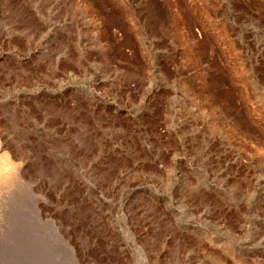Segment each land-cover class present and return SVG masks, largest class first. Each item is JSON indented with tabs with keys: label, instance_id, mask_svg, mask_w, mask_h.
I'll return each instance as SVG.
<instances>
[{
	"label": "rangeland",
	"instance_id": "obj_1",
	"mask_svg": "<svg viewBox=\"0 0 264 264\" xmlns=\"http://www.w3.org/2000/svg\"><path fill=\"white\" fill-rule=\"evenodd\" d=\"M0 88L43 116L29 264H264V0H0Z\"/></svg>",
	"mask_w": 264,
	"mask_h": 264
},
{
	"label": "bare ground",
	"instance_id": "obj_2",
	"mask_svg": "<svg viewBox=\"0 0 264 264\" xmlns=\"http://www.w3.org/2000/svg\"><path fill=\"white\" fill-rule=\"evenodd\" d=\"M9 93L0 88V264H29L27 253L42 246L44 229L43 116L33 120Z\"/></svg>",
	"mask_w": 264,
	"mask_h": 264
}]
</instances>
